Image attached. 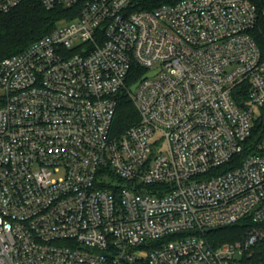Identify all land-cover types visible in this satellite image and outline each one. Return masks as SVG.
<instances>
[{
  "label": "built area",
  "instance_id": "built-area-1",
  "mask_svg": "<svg viewBox=\"0 0 264 264\" xmlns=\"http://www.w3.org/2000/svg\"><path fill=\"white\" fill-rule=\"evenodd\" d=\"M39 1L78 15L0 61V264H264V0Z\"/></svg>",
  "mask_w": 264,
  "mask_h": 264
},
{
  "label": "trees",
  "instance_id": "trees-1",
  "mask_svg": "<svg viewBox=\"0 0 264 264\" xmlns=\"http://www.w3.org/2000/svg\"><path fill=\"white\" fill-rule=\"evenodd\" d=\"M167 0H157V3ZM156 4V3H155ZM78 15L77 6L58 5L46 8L39 0H26L7 13L0 15V61L10 55L19 53L32 43L52 32L61 19H71ZM251 34L257 42L264 58V17H260ZM145 70L135 64L127 79V88L118 96V106L113 123L116 134L123 133L140 119L139 112L129 93L132 84L137 82ZM0 92V106L3 104ZM264 128V122L259 129ZM245 226L241 223L228 225L209 231V238L215 243L234 241L242 237ZM216 235V236H213ZM264 258V253L262 255Z\"/></svg>",
  "mask_w": 264,
  "mask_h": 264
},
{
  "label": "water",
  "instance_id": "water-1",
  "mask_svg": "<svg viewBox=\"0 0 264 264\" xmlns=\"http://www.w3.org/2000/svg\"><path fill=\"white\" fill-rule=\"evenodd\" d=\"M155 73H156V71H152V72H148V73H146L141 79H139L137 82H135L134 84L131 85L130 90H131L132 92H134V91L136 90L138 84H139L144 78H146V77H148V76H151V75H154Z\"/></svg>",
  "mask_w": 264,
  "mask_h": 264
},
{
  "label": "rangeland",
  "instance_id": "rangeland-1",
  "mask_svg": "<svg viewBox=\"0 0 264 264\" xmlns=\"http://www.w3.org/2000/svg\"><path fill=\"white\" fill-rule=\"evenodd\" d=\"M213 236H216V235H213ZM240 257H241V255H240Z\"/></svg>",
  "mask_w": 264,
  "mask_h": 264
}]
</instances>
